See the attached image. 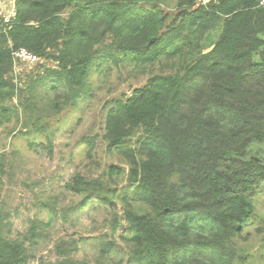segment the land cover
<instances>
[{
	"label": "trees",
	"instance_id": "obj_1",
	"mask_svg": "<svg viewBox=\"0 0 264 264\" xmlns=\"http://www.w3.org/2000/svg\"><path fill=\"white\" fill-rule=\"evenodd\" d=\"M171 1L16 0L13 19L0 15V119L13 100L59 115L111 66L158 67L104 106L106 150L127 171L75 173L65 187L82 199L71 211L119 206L112 231L122 227L126 264H249L239 240L264 192V0H175L174 13ZM20 49L46 62L24 88L12 75ZM84 141L92 152L96 136ZM9 223L0 210V264H28L44 222L34 216L16 236ZM55 249L51 264H89L67 241Z\"/></svg>",
	"mask_w": 264,
	"mask_h": 264
},
{
	"label": "rangeland",
	"instance_id": "obj_2",
	"mask_svg": "<svg viewBox=\"0 0 264 264\" xmlns=\"http://www.w3.org/2000/svg\"><path fill=\"white\" fill-rule=\"evenodd\" d=\"M174 7L172 0L167 11L174 13ZM16 59L21 61H14L13 80L22 88L28 75H37L46 64ZM158 71V67L111 66L104 74L90 78L91 93L86 100L49 118L29 109L23 112L15 100L10 103L11 113L0 119V210L8 214L13 236L25 232L34 216L43 220L40 228L44 235L28 264H51L57 260L60 254L55 245L62 241L76 249L69 253L72 257L89 264H126L128 249L120 237L124 233L122 227L112 231L113 215L118 221L121 218L119 206L114 210L102 206L73 212L71 208L82 198L65 185L75 173L90 179L104 178L102 174L109 165L127 171L125 158L106 150L102 138L104 106L130 95ZM37 117L40 119L35 120ZM92 136H96V143L88 153L84 140ZM30 142L35 145L30 146ZM46 145L51 146V151ZM117 181L119 186L124 184L121 178ZM258 201L262 203L258 215L239 240L248 253L249 264H264V192ZM49 211L53 212L51 216ZM112 241L115 252L102 253V247Z\"/></svg>",
	"mask_w": 264,
	"mask_h": 264
},
{
	"label": "built area",
	"instance_id": "obj_3",
	"mask_svg": "<svg viewBox=\"0 0 264 264\" xmlns=\"http://www.w3.org/2000/svg\"><path fill=\"white\" fill-rule=\"evenodd\" d=\"M15 1L16 0H0V15L4 16V22L7 23L11 19H13L16 15L15 12ZM15 58H23L28 61H35L36 58L29 54L26 50L20 49L18 52L14 54Z\"/></svg>",
	"mask_w": 264,
	"mask_h": 264
}]
</instances>
